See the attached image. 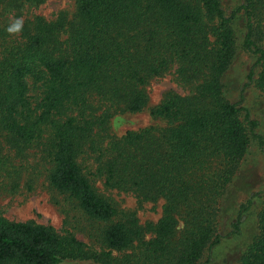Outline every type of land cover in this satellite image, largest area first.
Masks as SVG:
<instances>
[{"label": "trees", "instance_id": "trees-1", "mask_svg": "<svg viewBox=\"0 0 264 264\" xmlns=\"http://www.w3.org/2000/svg\"><path fill=\"white\" fill-rule=\"evenodd\" d=\"M46 1L0 0V191L30 192L43 178L88 222L91 244L0 216V264H199L205 254L208 264L229 186L259 137L225 77L242 51L254 58L245 86L264 92V0L228 15L223 0H75L71 15L23 19ZM168 74L184 94L148 107L150 83ZM144 111L164 125L112 132L114 117ZM98 183L139 208L163 201L160 218L140 224ZM236 264H264V207Z\"/></svg>", "mask_w": 264, "mask_h": 264}, {"label": "rangeland", "instance_id": "rangeland-1", "mask_svg": "<svg viewBox=\"0 0 264 264\" xmlns=\"http://www.w3.org/2000/svg\"><path fill=\"white\" fill-rule=\"evenodd\" d=\"M241 4V0H223L226 14H230ZM75 10V0H48L36 8L26 9L24 18L41 16L52 20L62 11L71 15ZM242 24H237V35L241 38ZM259 30L262 32L264 45V21ZM254 58L238 51L230 66L225 80L229 100L243 107L250 118L257 121L256 139L252 141L251 153L243 161L239 172L229 186V195L222 207L221 225L219 233L222 237L218 246L212 250L208 264H236L242 251L257 232V215L264 207V92L255 83L245 86L247 75L252 68ZM256 76V74H255ZM168 91L184 94V91L173 81L172 74L153 80L148 87V107L157 105L162 96ZM160 120L153 119L148 111L139 114H123L111 121L112 132L122 135L127 131L138 130L149 126H163ZM99 191L111 197L121 209L135 210L140 224L157 222L161 216L163 201L156 204L144 203L140 208L136 199L129 194L117 191H105L101 183L97 184ZM250 199L252 202L248 212L242 215L240 234H232V223L237 218L242 204ZM0 216L10 222L32 221L42 226H52L58 233L70 231L75 237L88 245L91 241L87 237V221L80 219L73 206L64 201V197L50 189L41 178L33 191L25 188L14 194L0 191ZM207 254L199 264H206Z\"/></svg>", "mask_w": 264, "mask_h": 264}, {"label": "clouds", "instance_id": "clouds-1", "mask_svg": "<svg viewBox=\"0 0 264 264\" xmlns=\"http://www.w3.org/2000/svg\"><path fill=\"white\" fill-rule=\"evenodd\" d=\"M20 27H21V22L17 21L15 25H13L12 27H10L8 29V31L9 32H17V31H19Z\"/></svg>", "mask_w": 264, "mask_h": 264}]
</instances>
